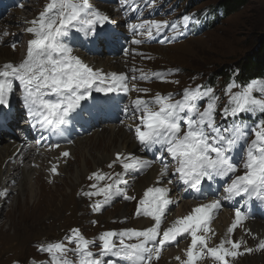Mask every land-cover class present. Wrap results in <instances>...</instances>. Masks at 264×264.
Returning a JSON list of instances; mask_svg holds the SVG:
<instances>
[{
  "label": "snow or ice",
  "instance_id": "6c2138e0",
  "mask_svg": "<svg viewBox=\"0 0 264 264\" xmlns=\"http://www.w3.org/2000/svg\"><path fill=\"white\" fill-rule=\"evenodd\" d=\"M144 2L152 5L154 0ZM118 3L125 11H139L137 0H118ZM28 23L26 32L32 39L28 41L25 57L18 64L6 62L0 66V107H11V97L18 88L25 115L33 129L62 136L70 123L86 110V102L95 101L94 93L111 99L117 93L128 95L130 91H136L146 94L149 91L130 89L126 74L94 69L75 54L70 42L73 36L79 38L78 34H82L93 45H103L110 39L105 26L113 21L90 0H48L38 17ZM190 23L198 24L199 21L194 20L193 15H184L172 23L155 19L131 23L128 25L134 37L131 43L140 45L145 39L136 37L152 39L169 28L172 35L165 39H175L182 34L181 26L186 29ZM165 39L159 42L164 43ZM12 47L15 49L16 44ZM124 51L127 55L128 50ZM132 71L140 72L139 79L143 81L155 79L178 83L168 77L180 70L167 69L150 74L135 68ZM131 79L137 77L133 75ZM234 88L239 90L234 92ZM224 94L227 103L222 108L215 89L204 85L184 88L179 99L173 93L131 99L123 109L134 121L129 131L140 151L152 152L154 157L148 160L134 153H116L108 167L119 164L123 171L93 173L90 180L107 179L110 182L103 187L92 183V191L84 193L89 198L102 197L93 204L94 212H100L118 195L125 200H136L122 187L126 184L124 176L159 162L157 185L165 180L171 185L174 177L185 191L194 192L201 199H206V192L211 191L215 194L214 199L198 204L190 213L163 228L169 205L178 201L169 196V187H148L137 202L135 215L151 218L154 223L150 227L109 230L92 240L85 238L79 229H71L64 241L39 247L38 250L49 257L46 264H119L121 261L124 264H153L160 259L166 245L184 235L190 237L191 243L183 250L184 258L175 257L178 264H203L205 259H211L212 264H230L229 258L241 255L239 250L244 241L231 237L248 218L245 208L250 202L264 204V80H252L246 85L232 81ZM254 115L258 118L249 125L246 121L252 120ZM51 147H59V144ZM69 155L67 151L61 153L62 157ZM51 172L58 174L57 166H52ZM217 184L219 187H214ZM6 194V191H0V197ZM225 203L233 205V222L227 228L225 238L210 246L215 232L208 225ZM245 232L251 230L245 229ZM70 244L75 247H68ZM93 247H98L99 251L93 252ZM258 249L264 250V239L259 240ZM245 251L251 253L253 249L246 248Z\"/></svg>",
  "mask_w": 264,
  "mask_h": 264
},
{
  "label": "rangeland",
  "instance_id": "374dc122",
  "mask_svg": "<svg viewBox=\"0 0 264 264\" xmlns=\"http://www.w3.org/2000/svg\"><path fill=\"white\" fill-rule=\"evenodd\" d=\"M18 0H0V22H4L0 25V61L1 59H8L9 55L12 58L14 64H18L22 61L27 51V44L32 35L26 32V29L30 26L21 19L24 16L30 21L38 17L39 13L44 10L48 0H32L30 3L25 4V0H21L19 4ZM222 0H186L187 4L195 5L196 9H203L207 7L216 8ZM91 4L99 10L106 13L108 4L120 7L118 0H90ZM243 6L237 12H232L228 17L222 19L219 23H214L209 30L199 37L191 36L178 45L161 46L153 45L149 48L143 49L141 52H146L144 57L134 56L133 53L127 55V60L124 59V46L132 41L133 34L128 36V28L126 24H130L128 20L124 23L120 18L119 10L112 16V28L116 30L118 35H112L107 43L103 45H88L85 46L83 54L78 56L86 63L89 60H93L95 57L101 56V58L108 59L109 57H115L120 61V68L128 70L132 68L140 69L143 73L152 72L154 70L163 69H179L180 71L175 75L168 77L170 81H178V83H164L161 81L152 85H146L141 81H135L136 88L148 89L147 96H155L157 93H173L176 94L177 99L180 98V93L186 87H196L197 85L210 86L215 89V92L220 96V107L222 108L226 102L224 90L227 86L226 82L222 79H215L214 73L221 72L223 69L234 71V77L240 74V68L243 61H247V57L257 56L261 48V41L264 37V0H243ZM23 5V7H21ZM14 28V29H13ZM15 32L18 34L21 32V36L25 39V44L21 50L13 49L12 44L14 42L8 41L10 35ZM121 37V38H120ZM75 37L71 38L74 41ZM121 40V41H120ZM163 49V50H162ZM24 50L21 56V51ZM134 51H136L134 49ZM162 53V55H161ZM148 57V58H145ZM6 59V60H7ZM118 65V61L114 63ZM1 65V64H0ZM141 74V73H140ZM195 78V79H193ZM232 82V81H231ZM238 85H243V82L235 80ZM237 90L238 88H234ZM169 91V92H168ZM136 92V91H135ZM138 93V92H136ZM203 101L201 107H203ZM16 106V103L13 104ZM120 112L117 113L118 118ZM108 112L107 115L108 116ZM19 117V116H18ZM102 118L101 123L94 126V129L88 133L80 131L81 127L75 128V131L83 133L81 139H86L94 135L96 137L109 127L106 120L103 121L105 115L100 114ZM129 119V118H128ZM17 120V119H16ZM131 120V119H130ZM95 122L94 117L87 119V124ZM127 121V120H125ZM123 122L122 119L118 121L119 124ZM23 123V121H22ZM17 125V122L15 126ZM21 125V124H20ZM14 126V127H15ZM13 127L14 137H20ZM22 127L19 126V129ZM7 129V128H6ZM97 134H94L97 132ZM1 132V130H0ZM128 133H131L128 131ZM6 130L0 134V150L4 148V145L9 143ZM134 137V136H132ZM135 139V138H134ZM100 151V150H99ZM102 153V152H99ZM93 153L96 157H100L101 154ZM97 155V156H96ZM104 155V154H103ZM141 155V154H139ZM2 156V155H1ZM144 157V155H141ZM68 158H72L68 156ZM73 159V158H72ZM88 161L87 171L89 174L82 172L84 169V162L82 157L78 156L77 160L73 159L70 164L66 165V170L61 175H55L56 180L53 184L47 182V178H41V187H37L36 193L31 195L25 191L20 194V202L16 199L8 202L4 207L0 205V212L2 213V219L0 221V264H46L49 257L46 253L38 251L41 245H46L45 240L48 238L50 241L59 239L65 234H69L71 229H79L82 235L92 240L102 232L115 230L121 231L124 229H136L135 220L139 219L135 215L137 202L143 197V194H137L134 192V185H131L130 176L126 174V184L122 185L125 188L127 195L135 196L136 200H125L123 196H116L108 205L104 206L100 212L93 211V204L102 199V197H91L84 195L85 192L92 191L90 185L97 183L98 187H103L106 183L110 182L107 179L96 182L90 180L89 177L95 172L112 174L115 172H121V168L118 164L109 168L107 165L99 166L95 164V158ZM91 162V163H90ZM81 163V164H80ZM19 164V163H17ZM90 165V166H89ZM98 167V169H96ZM109 168V169H108ZM67 169H71L69 172ZM96 169V171L94 170ZM78 170V181L71 176H76L75 171ZM68 171V172H67ZM45 175L46 172H43ZM80 174V175H79ZM140 180H145V173H140ZM73 180V181H72ZM64 182V183H63ZM161 184H165L162 181ZM43 185V186H42ZM130 185V186H129ZM7 190L11 191V194L15 195L16 188L10 186ZM7 190H5L7 192ZM37 191L39 192L37 195ZM145 192V191H144ZM11 199V197H10ZM173 200V197H171ZM136 204V205H135ZM14 205V206H13ZM169 215L164 223V226H168L170 218L177 215L178 208L171 205ZM126 208L131 212L128 219H121L119 214L123 208ZM13 210V211H12ZM225 212V211H224ZM216 215L215 220L212 222L210 229L215 232L216 227L221 224V217L225 213ZM9 215V221L7 214ZM143 220V216H140ZM93 221L96 223L94 224ZM148 221V220H146ZM149 224L153 223L148 221ZM262 225L264 224L261 223ZM163 225V224H162ZM163 226V227H164ZM218 230V229H217ZM63 232V234L61 233ZM211 235V233H209ZM234 239L233 237H231ZM189 238L185 239L188 243ZM66 242V241H65ZM99 242L97 241V244ZM216 233L213 237L210 246L218 244ZM181 244V243H179ZM70 248H74L68 245ZM98 247H93V252H98ZM246 248H250L248 243L241 245L240 252L235 258H229L230 264H264V250L253 247V251L248 253ZM167 253V249L163 252L162 256ZM28 258L35 259L29 260ZM28 259V260H27ZM161 261V262H160ZM156 264H164L165 262L159 259L155 261ZM153 264H155L153 262ZM203 264H212L211 259H206Z\"/></svg>",
  "mask_w": 264,
  "mask_h": 264
},
{
  "label": "bare ground",
  "instance_id": "6f19581e",
  "mask_svg": "<svg viewBox=\"0 0 264 264\" xmlns=\"http://www.w3.org/2000/svg\"><path fill=\"white\" fill-rule=\"evenodd\" d=\"M108 5L109 7L106 9V14L112 16L114 13L118 11V7L111 4ZM21 19L27 24V26L30 25L28 23V21H30L29 19L27 20V18L24 16H21ZM3 22L4 21L2 20L0 24ZM17 50H21V47H18ZM83 52L85 53L84 49L82 48V51L79 53V56L83 54ZM75 54L78 55V53L76 52ZM124 56L125 57L123 60H127L128 56L126 55ZM8 57H9L8 59L6 58L7 60L1 59L0 66H2L6 62H12L11 56L9 55ZM117 61H118V65H115L114 63H116ZM86 63L89 64L94 69L96 68L102 69L104 72H117V73L125 74V71L120 68L121 66L120 61L112 56L109 57L108 59L101 58V56L95 57L93 58L92 61L89 60ZM164 83L165 82H161V84ZM137 96L143 97V95H136L133 93L131 99H135ZM18 111L19 110L17 109V107L13 105V107H11V112L13 113L11 114V118H10L12 123L9 124V121L7 119H5L4 122H2V124L5 125L7 128L6 129L7 133L10 134L8 136L9 137L8 140H10V142L5 144L4 148L0 150V191H5L10 186L12 187V189L13 188L17 189L15 195L11 194L12 190L11 191L7 190V194L3 197H0V205H3V207L8 202L12 201V199L15 200L17 198L16 200L20 202L19 195L23 194L25 191L29 192L31 195L35 194L37 187L38 188L41 187V182H42L41 178L44 179L46 177L47 182L49 184L54 185L56 177L55 175L53 176V173L51 172L52 166L54 165L57 166L58 174L56 175L59 176L64 173V170H66V165L70 164V161L73 159L77 160L78 156L80 158L82 157V160L84 162V167H83L84 169L82 170V172L85 174H89V172L87 171V165H88V161L91 159H88V157L95 158L94 163L99 164V166H103V165L108 166L113 160H115L116 153L118 152L125 154L134 153L137 157L147 159L146 157L139 155L140 154L139 145L137 144L134 137H132L133 133L132 132L128 133L129 126L134 125L132 123V120L130 119H128L127 121H123L121 124H119L118 121L116 122L111 121L109 127L104 128V130L96 137V139L93 138L94 135L86 139H81L83 133H80L79 131H75L73 127H70L68 130L69 139L63 142L62 144H60L59 147H54V148L52 147V149H45L40 151L38 154L31 155L29 152V148L25 143V139H23L22 137L21 138L20 137L18 138L16 136L14 137L13 127L15 126L17 122L16 119L19 116ZM107 112L108 109L96 108L93 111L94 114L93 117L94 119H96V121L91 122V124L89 125L85 121L84 125L79 130L88 133L91 130V128L94 129L95 125L101 123L102 121L101 120L102 118L100 117L101 113H104L105 117L103 120H105V118L107 117L106 116ZM20 127L22 126L20 125ZM97 133L98 131L95 132L94 134ZM64 151L69 152L70 153L69 156L72 157L73 159L68 157H62L61 153ZM93 153H97V154L99 153L101 155L100 157L96 155L97 156L96 159ZM148 160L151 159L148 158ZM96 169H98V167ZM96 169L94 170L96 171ZM67 170L71 172L70 171L71 169H67ZM159 170L160 167L154 163L152 167L140 171L141 174L142 173L146 174L144 181L140 180V176L137 175V173L128 178H130V181H132L131 185H134V189H135L134 192L137 194H144V191H146L148 187H152V186H166L171 188L169 196L173 197V201H178V203H173L171 205L176 206L178 210H177V215L170 218L169 224H167L168 226H170L171 223L176 218L187 215L198 204L194 200L191 202L189 200H184L183 198H180L177 195L174 185L167 184V180H165V184L160 183L159 185H157L156 178L158 176ZM43 172H46V174L44 175ZM75 173L76 176H74L73 173V176L71 177L72 178L74 177L76 181H78L79 179V177L77 176L78 170H76ZM38 193L39 192L37 191V195ZM121 212L122 213L119 214V217L121 219H128L130 217L131 212L127 209V207L126 208L124 207ZM224 213L225 214L221 217V224L216 227L218 230L217 229L215 230L218 242L221 239L225 238L227 228L232 224L234 219L233 210H225ZM1 214L2 213L0 212V221L2 219ZM7 215H8L7 219L9 221L10 220L9 215H11V213ZM153 223L149 224L148 221L143 220L141 217H139V219L135 220L134 224L136 225L137 230H142L144 228L150 227ZM163 226L164 225H162V227ZM245 229H250L251 232L247 233L245 232ZM254 236L255 238H253ZM232 237L234 238L233 240H237V241L242 240L244 241V243L245 242L248 243L250 248L258 247L259 240L264 239V224L262 225L261 223L253 222L246 219L243 222V224L235 230V233L232 235ZM185 239L186 237L180 238L177 244H174L173 246L165 247V249H167V253H164L165 254L164 256L162 255L160 256V259L165 262L164 264H178V262L175 260V257L178 255L184 258L183 250L186 249L191 243V240L188 241V243H186ZM180 242L181 244H179ZM154 263L156 264V262Z\"/></svg>",
  "mask_w": 264,
  "mask_h": 264
},
{
  "label": "trees",
  "instance_id": "16d2710c",
  "mask_svg": "<svg viewBox=\"0 0 264 264\" xmlns=\"http://www.w3.org/2000/svg\"><path fill=\"white\" fill-rule=\"evenodd\" d=\"M200 1V0H197ZM243 0H222L219 5L214 7H207V9L212 10L213 21L214 23H219L222 19L228 17L232 12H237L241 6L244 4ZM195 9V5L193 6ZM213 25V24H212ZM211 25V26H212ZM211 28V27H210ZM247 61H243L242 66L240 68V74L234 77V71L223 69L221 72L214 73L215 79H223L225 81L228 80H237L243 82L246 85L250 82V79H264V37L261 41V48L258 52L257 56L247 57ZM230 82V81H228Z\"/></svg>",
  "mask_w": 264,
  "mask_h": 264
}]
</instances>
